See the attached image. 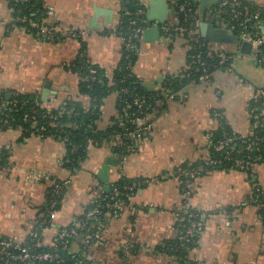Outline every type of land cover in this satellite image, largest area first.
Instances as JSON below:
<instances>
[{"label": "crops", "instance_id": "obj_1", "mask_svg": "<svg viewBox=\"0 0 264 264\" xmlns=\"http://www.w3.org/2000/svg\"><path fill=\"white\" fill-rule=\"evenodd\" d=\"M134 1L147 12V1ZM165 1L170 13L158 25L159 37L145 36L143 24L132 66V74L141 84L151 85L152 91L167 76L184 70L187 60L183 37L161 29L172 28L180 20L177 0ZM245 1L264 7V0ZM123 2L42 0L40 20L59 29V39L47 41L27 31L15 20L8 1L0 0V98L8 101L16 94H31L51 109L69 99L88 108L90 99L79 93V77L71 66L86 60L108 74L117 67ZM214 6L201 15L198 3L200 21L209 20ZM71 30L87 35L74 39L69 36ZM215 46L230 52L229 65L216 70L210 81L185 87L164 108L150 113L146 117L150 130L131 138L129 153L123 157L112 150L113 142L90 145L86 159L71 172L65 167L63 141L37 135L21 138L18 130H0V151L6 157L0 170V238L23 242L34 224L43 221L51 182L69 180L59 210L43 222L39 243L43 248L53 247L60 228L74 223L111 185L141 179L146 184L119 214L105 217L99 239L84 242V257L90 264H177L167 247L177 238L176 211L183 199L172 174L208 154L221 119L235 133L247 136L251 108L259 106L264 118V96L260 95L264 94V61L239 53L236 45ZM117 100L115 93L103 100L99 130L109 127L117 116ZM108 159H117L118 164L109 167L104 183L99 174ZM252 172L264 190V164H255ZM190 202L204 215L196 246L189 251L195 264H264V220L247 173L207 171L198 179ZM80 244L77 238L71 250L79 252Z\"/></svg>", "mask_w": 264, "mask_h": 264}, {"label": "trees", "instance_id": "obj_2", "mask_svg": "<svg viewBox=\"0 0 264 264\" xmlns=\"http://www.w3.org/2000/svg\"><path fill=\"white\" fill-rule=\"evenodd\" d=\"M7 1L9 3L10 9L13 11L14 16L17 15L19 10H21L23 14L30 16L32 19L37 21H40L41 17L43 16L44 10L42 7V0H28L26 2H16V0ZM241 1L243 4L247 5L252 12L257 11L260 14L259 24L255 28L249 29V33L254 36L264 35L262 30L259 28L260 24L264 25V7L255 5L245 0ZM181 3H188L193 10H195L198 6V2L196 0H177V6ZM123 8L125 11L129 12V15H125V11L122 13L118 30L127 35V32H129L130 28L132 27L130 22L137 21V17L135 15L136 11L139 9L144 10V6L134 0H124ZM197 18L199 17L197 16ZM179 24L183 25L184 20L180 19ZM23 26L27 31L35 35V29L26 25ZM196 29L199 32V28L196 27ZM201 40L205 45L200 50L202 57L207 61L208 64H211V67H209L208 71L213 74L218 69L226 68V64H218L219 58L213 54L216 53V50L213 49L214 44L209 43L204 38H201ZM208 50L212 51V54L215 56L214 60H210L206 57ZM254 56L257 60L264 61V42L258 47ZM136 57V49L121 51L119 63L110 74L106 73L105 70L90 64L86 60H82L81 62L76 61L71 66L72 71L79 77V93L87 96L90 99V106L88 108L84 107L80 102L69 99L65 101L62 106L51 109L44 105L38 99V97L31 94H16L13 95L8 101L1 97L0 106L2 103L6 104V110L2 115L0 114V130H20L21 138L40 133L43 135V137H52L63 141L67 150L65 167L71 172L78 169L80 163L86 159L90 145L100 146L103 143L113 142L115 145L112 147V150L116 154H120L122 157L127 155L129 153L127 147L132 145V142L130 137L125 136V133L134 129L132 120L136 118L147 117L150 113L156 110V108L157 110L164 108L167 103L166 92L173 94L174 98H177L178 93L185 87L191 84L199 83L200 76V71H194V68L184 69L176 76H167L157 90L148 91L132 74L131 68L136 61ZM128 63L131 65V68H127ZM194 66L196 67V65ZM89 67H92L96 70L94 81H87L85 79L88 75ZM123 90H127V93H124ZM113 93L117 94L118 96L117 113L123 117L122 121L120 123L118 118L115 117L112 119L111 125L109 127H107L105 130H99L97 128V122L100 119L103 100ZM139 98H143L145 100L141 111H137L136 107L133 105L134 100ZM258 108L256 107L255 114L260 116V111ZM26 113L28 114V118L27 121H24L23 117ZM262 118L263 117L260 116V125L254 129V134L252 136L241 138L240 135L236 133V140L234 143L237 145V147L245 148L246 145L249 144L251 145V150H245L241 155L233 154L232 156L234 159L245 158L249 153V158H253V166L258 163L264 164V118ZM33 122H35L34 127H32ZM220 122L221 124L211 136V144L213 145L221 140L223 132H227L229 135L234 132L226 124L224 119H221ZM40 128L43 130L39 131L38 129ZM209 153L212 156V159H219L222 162L220 166L207 167L208 171H226L235 169L233 162L224 160L220 152H215L211 148ZM196 164L197 162L193 164H184L181 165L180 168L190 169ZM5 165L6 157L3 151H0V170L4 168ZM247 175L250 182L253 181L252 183L254 185H258L252 169L247 171ZM132 181L135 180H120L114 183L109 188L108 192L90 203L85 208L83 214L77 218L74 223L68 225L67 227H63L67 229H75V223L84 224V229H76V235L69 239L65 249H61V246L57 242L55 243L57 244L56 247L55 245L51 248H43L39 246L42 226L38 227L39 234L37 237H27L24 241L33 252L58 251L60 257L62 258V262L58 264H76L77 262H81V264H90L85 259L83 254L85 250L84 242L92 231H98L100 233L101 223L107 216L106 214H111L113 212V208H102V214L94 220L88 219L86 215L96 205H104V201H110V196L114 187L118 188L121 192L123 186L130 185ZM122 197L124 199L126 198L124 196ZM122 197H119L118 199L121 200ZM62 198L63 196L61 195L57 199L62 200ZM60 202L56 205L54 211L59 210ZM110 203L112 202L110 201ZM256 205L258 206L259 213L264 220V200L261 199V202L257 203ZM195 213L197 214L196 217L190 219L188 222L182 223L181 229L183 231L189 227L191 222H202L196 210ZM176 226H178V222H176ZM77 238L81 241V249L79 252H73L70 247L72 242ZM197 238L198 232H195L194 236L191 237V243L181 245L177 236L173 242L168 244L167 250L171 253V255H173L177 264H195L189 257V251L196 246ZM0 264L4 263L0 261Z\"/></svg>", "mask_w": 264, "mask_h": 264}, {"label": "built area", "instance_id": "obj_3", "mask_svg": "<svg viewBox=\"0 0 264 264\" xmlns=\"http://www.w3.org/2000/svg\"><path fill=\"white\" fill-rule=\"evenodd\" d=\"M26 1L28 0H16V2ZM177 10L182 12L183 14L182 19L184 20V24L180 25L178 23L172 28L162 26L161 29L166 34H178L183 37L187 51L185 69L194 68V71H200L199 82L206 83L211 80L213 74L208 71L209 67H211V64H208L207 61L203 59L200 51L205 45L201 40L202 37L200 33L196 29L200 22V18H197V16L199 17L198 9L196 7V9L193 10L188 3H181L177 6ZM124 14L129 15V12L125 11ZM135 15L137 17V21L130 22V25L132 27L130 28V31L127 32V35L119 31V37L121 40V51H129L136 49L137 41L141 36L143 30L142 27L145 23V11L143 9H139L136 11ZM208 17L209 20L214 21L215 19L217 21H220L222 27L227 29V31H229L230 33L235 34L240 39L241 43H249L251 45L250 56H254L258 47L264 42V35L254 36L249 33V29L255 28L259 24V12H252L247 5L243 4L241 0H220V3L213 7V10L210 12ZM15 20L21 25H26L35 29V35L42 40L53 41L59 39L58 28H56L55 26L44 24L41 20H34L32 19V17L23 14L21 10L18 11L17 15L15 16ZM261 27L264 29L263 24H260L259 28L261 29ZM69 34V36L74 39L84 38L87 35L85 31L76 30H71ZM213 49L216 50V53L213 54H215L219 58L218 64H226L227 67L232 59V55L230 54V52L218 46H215ZM238 52L241 53L239 50V46ZM213 54L212 51L208 50L206 57L210 60H214L215 56ZM194 65H196V67ZM127 68H131V65L129 63L127 64ZM95 74L96 70L92 67H89L88 75L85 79L87 81H94ZM123 92L127 93V90H123ZM166 95L167 100L175 99L173 94H169L166 92ZM260 95L264 96L263 93H260ZM144 103L145 100L143 98H139L134 100L133 105L136 107L137 111H141L142 107L144 106ZM5 107L6 104L2 103L0 106L1 115L6 110ZM255 110L256 106H253L251 108L250 133L247 136H252L254 134V129L260 125L261 119L259 115L255 114ZM219 116L220 115L217 114L216 117ZM116 117L121 123L123 117L118 113ZM27 118L28 114L26 113L23 117L24 121H27ZM34 123L35 122H33L32 127H34ZM132 125L134 126V129L125 133V136H128L130 138H137L142 135L143 132H147L151 128V125L148 123L146 117L133 119ZM38 130L41 131L43 129L40 128ZM18 131L20 132V130ZM36 135L43 137V135L40 133ZM240 137L243 138L246 136ZM235 140V132H232L231 135H229L227 132H223L221 140H219L214 145L210 144L208 154L203 159L199 160L196 165H194L190 169H177L172 174L179 185L181 197L183 199L179 209L176 211V222H178L177 230L179 227L177 236L181 245L191 243V237H193L194 233L198 232L201 228V222H191L189 227L185 231H183L181 229L182 223L188 222L190 219L196 217L197 214L195 213V210L198 212L200 219H203L204 217V215L198 209H195L190 204L192 195L196 187V183L198 179L208 171L207 167L220 166L222 162L219 159H212V156L209 153L210 149L212 148L215 152H220L224 160L232 161L233 166L236 170L247 173L248 170L253 168V158H249V153L245 158H233V154L241 155L245 150H251V145L249 144H247L245 148L237 147V145L234 143ZM127 148L129 149L130 146H128ZM252 182L253 181H251V183ZM68 184L69 180L51 182V190L49 193L50 198L48 199L45 210L42 213L43 221L37 222L36 225L34 224V228L29 232L28 237H37L39 234L38 227L43 226V222H48L49 219L52 218L53 214L55 213L54 208L61 200H58L57 198L61 195L63 196L65 188ZM145 184V180L138 179L132 181L130 185H124L121 192L118 188L114 187L110 196V201L112 203H110V201H104V205H96L91 211L88 212V214L86 215L87 218L93 220L97 219L102 214L101 209L104 207L113 208V212L111 214H106L107 216L118 215L123 206L131 198L133 193ZM252 185L254 191V202L257 204L261 202V199L264 200V191L260 186L254 185L253 183ZM122 196L126 198L124 199ZM119 197H122L121 200L118 199ZM76 229H84V224L75 223V229L63 228L59 230L56 242L61 246V249H65L67 247L69 239L76 235ZM99 237L100 233L98 231H92L90 235L87 236L86 243H93L94 241L99 239ZM56 246L57 244H55V247ZM0 261H2L4 264H58L62 262V258L60 257L58 251L33 252L31 251L30 247L27 246V243L25 241L17 242L8 238H0ZM76 264H81V262H77Z\"/></svg>", "mask_w": 264, "mask_h": 264}, {"label": "water", "instance_id": "obj_4", "mask_svg": "<svg viewBox=\"0 0 264 264\" xmlns=\"http://www.w3.org/2000/svg\"><path fill=\"white\" fill-rule=\"evenodd\" d=\"M147 1V12L145 13V24L147 29L144 30L143 34L145 36H157L159 37L158 25L164 24L166 22V17L170 13V9L167 6L165 0H145ZM199 3V13L204 14V10L209 5H217L220 0H198ZM177 15L182 19V12L178 11ZM199 33L202 38L207 40L211 44H229L239 46L241 53L250 55L251 45L249 43H241L240 39L235 35L223 28L220 21L207 20L204 17L198 24ZM262 32L264 29L261 27ZM142 86L148 91H152L151 85L143 83ZM117 159H108L106 164L102 167L99 174L100 179L104 182H108V171L111 165H117ZM108 190V187H105Z\"/></svg>", "mask_w": 264, "mask_h": 264}]
</instances>
